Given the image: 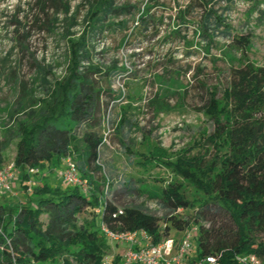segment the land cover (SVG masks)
I'll return each mask as SVG.
<instances>
[{
    "label": "trees",
    "instance_id": "16d2710c",
    "mask_svg": "<svg viewBox=\"0 0 264 264\" xmlns=\"http://www.w3.org/2000/svg\"><path fill=\"white\" fill-rule=\"evenodd\" d=\"M195 1L203 8L197 23L204 40L212 42L221 27L224 32L230 31L225 17L210 6L211 0ZM85 2L84 24L77 35L71 30L78 25L77 11L74 13L68 0H32L38 12L33 22L40 30L53 32L56 17L62 16L66 67L64 74L48 86L45 96L30 104L15 121L13 163L20 171L26 201L0 204V264H99L110 245L100 233L98 221L111 229L142 228L154 242L170 236L172 229L185 231L197 224L191 227L197 232L193 260L219 255V264H241L237 257L254 255L264 264V67L247 58L229 67L228 82L221 94L217 88L209 90L204 109L209 128L174 160L166 159V152L156 146L146 153L128 150L129 157L138 159L142 168L151 164L168 168L182 183L199 191L201 200L187 199L181 191L182 183L171 181L160 191L157 210L136 204L120 207L111 200H101L100 185L86 168L100 169L95 161L103 144L105 124L111 121L109 104L121 95L119 89L111 87V78L127 68L124 64L118 66L116 60L109 65L93 62L89 35L116 25L127 29L124 18H109H134V11L140 9L119 0ZM189 8H176L175 33L187 22ZM148 19L140 16L132 30H147L158 20L151 16ZM250 41V34L233 33L230 46L245 56ZM19 45L25 46L23 41ZM122 121L129 123L125 118ZM6 145V140L1 139L0 168ZM67 155L74 160L78 157L75 162L87 184L86 191L66 183L56 187L38 183L28 192L29 168L41 170L52 160ZM110 186L114 185L108 182L105 196L108 191L113 195L118 190L125 194L139 191L131 180L120 182L117 190L111 191ZM194 206V219L178 216ZM85 210L92 215L78 225L77 217Z\"/></svg>",
    "mask_w": 264,
    "mask_h": 264
},
{
    "label": "rangeland",
    "instance_id": "374dc122",
    "mask_svg": "<svg viewBox=\"0 0 264 264\" xmlns=\"http://www.w3.org/2000/svg\"><path fill=\"white\" fill-rule=\"evenodd\" d=\"M68 1L74 13L77 11L78 25L71 30L78 35L84 24L87 3L85 0ZM119 2L131 3L140 9V12L134 11V18L130 15L109 18L115 21L124 18L127 29L116 25L89 35L93 62L109 65L116 60L118 66L124 64L127 71L111 78V87L119 89L121 95L109 104L108 117L112 122L105 124L103 144L95 161L100 169H86L100 185L97 187L101 200H111L120 207L136 204L157 210L160 191L171 181L182 183L181 178L162 165L142 168L138 159L129 157L128 150L146 153L156 146L166 152V159L174 160L209 128L204 113L209 90L217 88L221 94L228 82L229 67L239 65L245 58L264 67V0H211L210 6L225 17L230 31L219 28L209 43L199 32L197 22L203 8L195 0ZM185 5L190 6L187 22L175 33L176 8ZM35 15L38 12L32 0H0V140L7 142L2 166L13 163L17 142L15 121L30 104L45 96L48 86L64 74L66 67L67 45L62 35L65 28L62 16L56 17L53 32H45L33 22ZM143 15L147 21L149 16L158 20L147 30L139 27L133 31ZM233 33L250 34L245 56L231 48ZM19 41L25 46L21 47ZM75 160L78 163V157ZM64 168L63 159H54L37 173L29 174L28 192L38 183L64 186L61 177ZM12 172L15 178L11 190L0 191V204L18 205L26 201V193L21 190L20 171L14 167ZM123 180H131L139 189L138 193L125 194L118 190L115 195L108 191L105 196L108 182L114 185L110 186L112 191L119 189L118 184ZM181 191L194 202L203 197L186 182L182 183ZM196 210L194 206L178 216L192 220ZM91 215L88 210L83 211L77 217V224L86 223ZM193 226L197 224H192L189 230ZM182 234L183 231H170L176 241ZM192 236L190 259L193 260L196 230Z\"/></svg>",
    "mask_w": 264,
    "mask_h": 264
},
{
    "label": "built area",
    "instance_id": "2783aa9c",
    "mask_svg": "<svg viewBox=\"0 0 264 264\" xmlns=\"http://www.w3.org/2000/svg\"><path fill=\"white\" fill-rule=\"evenodd\" d=\"M65 168L61 177L67 185H77L86 191L87 184L81 179L77 165L72 156L67 155L64 159ZM14 163L0 168V191L11 190L15 174L12 172ZM28 172H38L36 168H29ZM29 183V182H28ZM30 190V188H28ZM95 212H99L96 209ZM121 213V210H119ZM99 231L107 239L110 251L104 255L99 264H219V255H208L201 259L192 258V233L195 228L183 231L176 241L173 236L153 241V237L146 230L139 228L134 230L111 229L100 221ZM237 260L241 264H262L254 255L240 256ZM58 264H63L60 262Z\"/></svg>",
    "mask_w": 264,
    "mask_h": 264
}]
</instances>
